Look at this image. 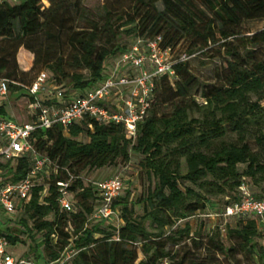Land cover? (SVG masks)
<instances>
[{
  "label": "trees",
  "instance_id": "obj_1",
  "mask_svg": "<svg viewBox=\"0 0 264 264\" xmlns=\"http://www.w3.org/2000/svg\"><path fill=\"white\" fill-rule=\"evenodd\" d=\"M131 1V11L107 10L94 21L83 0H0V80L8 81L7 94L29 97L25 88L45 71L48 88L37 96L42 106H63L95 88L137 40L145 51V42L160 38V48L174 51L176 59L181 53L191 57L182 47L191 40V47L218 46L225 58L209 82L192 73L190 58L174 65L173 78H153L147 115L133 139L123 125L89 117L66 128L58 122L42 128L39 110L29 108L30 119L23 122L35 126L30 144L48 161L30 200L7 215L21 224L19 234L2 225L0 234L11 249L41 236L35 261L15 257L27 264L53 263L67 248L76 253L66 264H215L216 254L232 261L238 253L264 260L258 242L264 219L221 216L241 199L243 185L264 198V28L241 31L245 21L264 20V0ZM123 34L129 41L120 40ZM20 48L33 55L28 70L18 64ZM0 119L13 120L4 106ZM133 157L138 178L146 182L135 199L128 186ZM32 167L31 154L0 159V182L21 181ZM104 169L109 177L120 174L123 188L112 203L118 217L96 220L91 216L100 196L93 182L101 179L84 175ZM40 176L48 181L37 183ZM65 181L69 212L58 202L57 183ZM211 213L220 216L210 219L209 233L191 236L189 220ZM187 240L214 255L185 251L178 257L175 246Z\"/></svg>",
  "mask_w": 264,
  "mask_h": 264
},
{
  "label": "built area",
  "instance_id": "obj_2",
  "mask_svg": "<svg viewBox=\"0 0 264 264\" xmlns=\"http://www.w3.org/2000/svg\"><path fill=\"white\" fill-rule=\"evenodd\" d=\"M159 41L160 38L145 42L143 51L141 48L143 41L137 40L118 57L107 77L99 85L60 107L42 106L37 101L38 94L48 88L47 73L45 71L38 73L32 83L25 88L27 95L34 99L28 108L39 110L38 126L49 128L58 122L66 128L75 121L89 117L102 124H121L125 128L126 136L135 138L137 126L146 117L150 105L153 78L163 74L173 78L174 65L190 58L185 53H178L179 57L176 59V53L171 49L162 50ZM147 64L151 70L146 68ZM7 93L8 81L0 80V95L6 96ZM57 95L62 96V92L58 91ZM34 129L32 123L0 119V159L31 154L33 160V167L25 179L15 183L0 182V207L5 214H13L18 207L30 200L35 178L43 171L48 161L30 144L29 138ZM57 185L61 209L72 211L73 205L68 192L69 182H58ZM93 185L99 193L100 203L91 218L100 220L118 217V211L112 207V203L123 188L121 175L115 174L96 180ZM240 190L241 199L225 207L221 216L252 215L264 219V198H255L244 185ZM205 216L215 218L220 214L211 213ZM75 253L74 249L67 248L57 261L50 264H66ZM17 263L27 264L23 259L16 260L8 251L6 238L0 234V264Z\"/></svg>",
  "mask_w": 264,
  "mask_h": 264
},
{
  "label": "rangeland",
  "instance_id": "obj_3",
  "mask_svg": "<svg viewBox=\"0 0 264 264\" xmlns=\"http://www.w3.org/2000/svg\"><path fill=\"white\" fill-rule=\"evenodd\" d=\"M12 3H18L21 0H12ZM83 7L85 8V15L89 19H93L94 21H102L103 17L107 10L113 12H123V11H131V0H83L82 2ZM158 8L161 10L163 9V5L161 2L157 3ZM80 25L82 24L80 21L78 22ZM264 28V20L262 19H253L245 21L241 26V31L244 34H252L260 29ZM123 29H128L127 27ZM128 39V36L125 34L122 35L121 41L125 42ZM129 41V39H128ZM191 40H185L184 44L182 45L183 48L189 49L191 51V57L189 59V67L192 73L200 77L203 81H212L214 78V70L222 65L224 62L223 51H218V46L215 47H203L201 43L197 42L195 47H191ZM28 56L22 54L20 56V61L25 62V65L28 64ZM110 64L113 63L112 59L109 61ZM86 74V71H83ZM7 94L6 96L8 97ZM14 97V103H10V105L6 108V113L15 121L23 122L28 121L30 119V110L28 108V104L30 103L29 97H27L23 93H11ZM23 120V121H22ZM136 158L133 157L132 165H131V174L133 175L134 179L133 182L129 183L130 191H131V199H135L141 192V190L146 186V182L142 179L138 178V174L136 172ZM85 174V173H84ZM112 173L110 170H100L97 173L88 172L84 176L88 178L93 177V179H105L109 177ZM48 180L46 177H38L37 183H46ZM218 201L223 200V197L220 196ZM7 215L11 216L12 214H5L2 209L0 208V225L11 227L14 229L16 234L19 232L16 230L20 227L21 224H17L12 220H7ZM13 217V216H12ZM204 219V220H203ZM211 217L204 216L200 214L199 216L193 217L189 220L190 225L192 226L191 236L196 237L197 233L203 234L206 236L211 227H213V221L210 220ZM202 222L199 224V221ZM31 223V222H30ZM201 226V227H200ZM197 230V231H196ZM197 232V233H195ZM262 235L259 237L258 242L264 245V230L261 231ZM224 237V236H223ZM25 242L21 244L17 248L11 249L8 247V251L12 252L14 257H22L26 260L35 261V254L39 250H36L35 244L41 241V236H37L34 241L24 240ZM204 241V240H203ZM204 243V242H203ZM229 244L228 242L226 243ZM183 245V246H182ZM174 249L179 251L178 257L181 256L185 251L193 256H201L203 257L206 252L213 256L212 248L203 249L196 247V244L192 243V241L187 240L185 243H182L181 246H175ZM142 256L140 255V258ZM217 262L215 264H264V260H260L257 257H251L249 254L245 253H238L236 258L232 261H228L223 255L216 254ZM165 264V263H163Z\"/></svg>",
  "mask_w": 264,
  "mask_h": 264
},
{
  "label": "crops",
  "instance_id": "obj_4",
  "mask_svg": "<svg viewBox=\"0 0 264 264\" xmlns=\"http://www.w3.org/2000/svg\"><path fill=\"white\" fill-rule=\"evenodd\" d=\"M22 54H25V56H28V58H29L28 64L25 66L21 65V61H20V56ZM17 61H18V64L22 70H28L32 65L33 55L29 51L25 50L24 48H20L18 53H17ZM13 98L14 97L11 94L8 95V97L0 95V106H4V110L7 111L6 108L10 105V103H12V102L14 103Z\"/></svg>",
  "mask_w": 264,
  "mask_h": 264
}]
</instances>
